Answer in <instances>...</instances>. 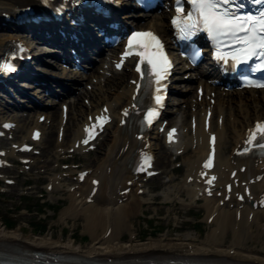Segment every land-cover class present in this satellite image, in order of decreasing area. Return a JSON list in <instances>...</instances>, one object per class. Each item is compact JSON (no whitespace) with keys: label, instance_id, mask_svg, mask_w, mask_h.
Returning a JSON list of instances; mask_svg holds the SVG:
<instances>
[{"label":"bare ground","instance_id":"6f19581e","mask_svg":"<svg viewBox=\"0 0 264 264\" xmlns=\"http://www.w3.org/2000/svg\"><path fill=\"white\" fill-rule=\"evenodd\" d=\"M26 0H0V10L10 8L14 4H21ZM141 27H151L160 32L163 36L167 35L165 30V21L162 16L159 18H151ZM0 36V46L7 37L11 35ZM43 70L49 71L46 68ZM62 76H66L63 72H58ZM128 77H133L131 71L125 68L120 72H115L111 78L106 79V84L101 85L100 76L97 78L100 83H93L87 80L94 86V89L87 91L84 87L80 93L81 98L77 97L74 102H69L68 117L65 124V133L62 143H58L55 137V131L60 121V109L56 106L47 110V114L51 118L50 125L44 130V151L48 160L52 161L55 156V148L60 145H69L78 137L81 132L79 130L80 121L86 118V113L91 112L88 105L83 102V97H89L91 108L97 107L102 103L110 105L113 114L116 113V107L125 104L129 100V95L132 87L128 85ZM174 87H177L175 85ZM115 88V89H113ZM192 86L186 88L187 92H191ZM217 90V89H216ZM243 91H245L243 93ZM262 93L254 97V90L243 89L241 91H233L223 96L217 91V100L214 104V114H223V124L220 129H217V159L216 168L228 163L226 149L229 146L235 145L242 138L244 129L251 124L253 118H264V89H260ZM194 96V91L192 92ZM188 97L185 102L189 107L192 105ZM202 103L205 100L201 101ZM180 109V120L177 117L169 115L172 123L181 121V128L188 124L190 113L187 108ZM197 116L198 124L196 127L195 138L196 142L202 138V143L195 146L191 151L190 156L184 158L186 165L192 164L200 159L206 153V136L202 130V118ZM231 118V121H230ZM34 121V116L19 119V137L29 131L27 124ZM215 127V124H213ZM115 126L108 125L105 134V139L101 143V147L93 154V163H89L86 168L101 167V164L108 162L112 169L110 174L101 175V183L95 200L92 203H85L84 198H77L72 193H67L68 203L59 210L58 221L64 222L70 218L76 220L82 219V232L89 235V241L82 244L77 242L72 236L69 238L54 237L53 233L44 236H26L17 229H6L0 227V242L21 241L23 245H27L33 249H41L45 251L58 252L64 254H73L82 258L94 257H113L119 258L123 256L145 255L148 253L157 254H194L207 259H228L241 263L264 264V208L255 211L253 220L250 224L247 222L248 208L244 206L240 210V220L237 228H235V215L232 210L225 209L217 205V199L205 198L201 202V206L205 211L204 218L206 219L211 213L217 212L213 218L212 224L214 227L209 231L206 239L197 240L194 235L184 232L175 238L163 239H145V240H122L121 235L128 231L131 227L128 223L130 218L134 217L141 211L143 203H148L150 197L143 198L135 194V189L127 195V199L118 203L111 197V192L115 191L118 184H124L126 179H130L128 170L125 168L126 156L118 160L111 161L106 158V155L115 147L117 139L114 136ZM186 136V135H184ZM152 148L156 154V168H166L170 162L168 151L164 149L163 138L157 133H151ZM193 136H187L185 147L187 150L192 144ZM228 152V151H227ZM39 159V158H38ZM45 162L39 160L35 163V168L44 167ZM50 165V163L48 164ZM256 171L255 168L248 164L245 177L252 175ZM89 180L86 179L80 183L75 192L86 194L89 190ZM59 186L53 187L52 192L59 190ZM67 189V188H66ZM181 190L185 191L189 201L183 199L177 200L180 205H186L194 199V194L190 190H186L185 186L180 184H171L161 191L162 201L174 202V196ZM111 229L108 236L106 231ZM216 230L219 232L215 234ZM61 235V234H60Z\"/></svg>","mask_w":264,"mask_h":264},{"label":"snow or ice","instance_id":"6c2138e0","mask_svg":"<svg viewBox=\"0 0 264 264\" xmlns=\"http://www.w3.org/2000/svg\"><path fill=\"white\" fill-rule=\"evenodd\" d=\"M189 2L193 11L188 12L185 16L183 15V6L180 0H177L178 16L172 22L181 34L191 35L202 27L214 39L231 38L236 44L241 45L232 54V59L237 63L247 61L257 55L264 57V13H261L259 17L233 15L223 7V5L229 4L230 0H189ZM240 33H244V35H240ZM133 49H136L134 54L140 57L137 71L141 72V65H147V74L154 78L157 85H160L170 68V62L159 39L151 32L133 33L129 38L128 49L124 55H132ZM6 67L11 70L10 66ZM260 67H264V64H261ZM143 75L144 73H142V78ZM257 86L264 87V84ZM159 90L158 88L157 91L159 92ZM161 101L162 97L157 95L156 103L159 105ZM125 115H127V111H125ZM156 115L154 110H149L146 119L151 122ZM97 120L107 122L106 117H97ZM85 133L86 138L83 143L87 144L89 139L93 138L92 129L86 127ZM174 133L175 129L169 132L170 141ZM38 135L36 133V136ZM212 139L214 142L215 137ZM245 144L264 148V122H257L254 128L249 130ZM249 150V147L244 148V152ZM150 159V157H146L139 170L144 171L145 165L150 164ZM204 167H212V156H209ZM214 179L215 177H212L207 182L211 184Z\"/></svg>","mask_w":264,"mask_h":264},{"label":"rangeland","instance_id":"374dc122","mask_svg":"<svg viewBox=\"0 0 264 264\" xmlns=\"http://www.w3.org/2000/svg\"><path fill=\"white\" fill-rule=\"evenodd\" d=\"M43 159V158H41ZM159 177H157V180H155V183L158 182V179ZM54 200V199H52ZM58 207H62V205L59 203ZM9 206L6 205V204H2L0 203V212L2 213L3 210H8ZM31 210L34 212V208H31ZM59 210L55 211V213L50 217H48L46 220H42L41 222L43 223H49L52 225V228H49V227H45V229L43 230L44 232L40 233L37 229H39V227L37 226V224H33L35 222L38 221L37 219V216H41V214H37V215H34L33 217L31 218H27L25 217V219L17 222L15 225H13V227H10L9 229H17L19 230L21 233L23 232L24 235L26 236H29L31 234L33 230V227H35L36 231L35 234H44L46 235L45 233H50L52 232L53 233V236L54 237H58L61 233V231L64 232V238H68L69 235L71 233H73V236H74V239L77 241V242H80L82 244L86 243L89 241V235L88 234H85L82 232V219L81 218H78L74 221H72V219H69L67 220L66 222H58V213ZM180 214V217L181 218H184V215L183 214V211H180L179 212ZM205 212H204V209H202L201 211L197 212V213H188L186 214L187 215H191V217H201V216H204ZM36 225V226H35ZM82 235H85V239H81V236ZM36 236H40V235H36ZM147 237V231L145 230L143 232V240L146 239ZM124 239H127V235H124L123 236Z\"/></svg>","mask_w":264,"mask_h":264}]
</instances>
